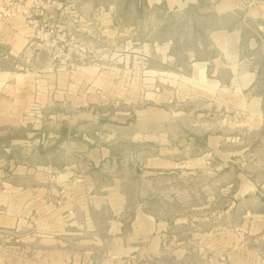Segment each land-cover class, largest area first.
<instances>
[{"label": "rangeland", "instance_id": "1", "mask_svg": "<svg viewBox=\"0 0 264 264\" xmlns=\"http://www.w3.org/2000/svg\"><path fill=\"white\" fill-rule=\"evenodd\" d=\"M232 1L233 11L230 0H51L46 8L32 0L0 16V144L5 133L47 136L56 130L51 115L80 117L85 107L48 106L54 85L68 80L84 85L74 97L90 96L97 117L82 122L88 141L72 142L110 149L122 180L137 182L142 195L153 180L152 210L175 223L193 206L178 203L184 181H197L184 195L195 197L197 216L186 229L187 244H196L185 262L172 251L119 254L105 235L90 264H264V17L255 12L264 0ZM109 21L115 27L103 26ZM151 164L165 174L142 175ZM122 191L126 199L100 211L101 232L115 218L130 230L135 188ZM35 233L2 232L0 245L17 249Z\"/></svg>", "mask_w": 264, "mask_h": 264}, {"label": "crops", "instance_id": "2", "mask_svg": "<svg viewBox=\"0 0 264 264\" xmlns=\"http://www.w3.org/2000/svg\"><path fill=\"white\" fill-rule=\"evenodd\" d=\"M174 1L146 0L149 5H170ZM235 7L236 3L230 0L228 9L233 11ZM249 11L251 13L254 10L251 8ZM255 12L256 16L264 17V5L256 7ZM104 25L115 27L113 21ZM64 74L68 76V73H60ZM61 82L51 90L48 106L85 107L86 110L79 113L80 117L73 120L65 114L51 115L56 130L47 136L44 133L37 136L40 132L27 134L23 138L15 134H3L7 136V142L0 144V237L2 232L11 230L22 231L25 235L27 226H33L37 233L30 239L32 242L27 244L24 238V243L14 250L0 245V264H90L93 253L104 250L105 241L102 237L105 235L115 242V250L119 254L129 252L131 258L138 260L172 251L176 253L179 263L185 262L187 253L196 244H187L186 229L195 226L197 216L195 197L186 198L184 195L190 191L195 193L192 189H196L197 181H184L183 195L177 196L178 203L185 207L187 204L193 206L188 211L184 208L183 212L178 213L175 223L164 212L152 210L151 205L158 197L154 192L153 180L145 181V194L142 195L137 182L131 184L122 180L124 166L116 163L110 149L72 142L88 141L87 130L82 122L87 121L88 127L90 121H95L97 117L90 110V96L83 94L74 97L76 88L83 87V84L68 80ZM66 124H70L72 129L67 128ZM46 137L50 141L48 149L44 143ZM27 138L33 141L30 143ZM214 140L213 137L208 138L212 147L215 146ZM26 150L30 151L28 158L23 155ZM47 151L49 154H45ZM161 168L151 164L139 170L142 175L153 177L156 173L165 174ZM178 168H185V165ZM195 168L194 165L193 172H190L194 177ZM180 171L185 172V169ZM129 186L135 188L134 194L128 196L129 202L136 205L130 230L126 231L123 223L115 218L109 220L106 229L101 232L100 211L107 203H120L126 199L122 190ZM163 198L173 200L167 196ZM71 209L74 215H69ZM47 220L48 224L45 222ZM198 236L194 229L188 231L192 241L195 242Z\"/></svg>", "mask_w": 264, "mask_h": 264}, {"label": "built area", "instance_id": "3", "mask_svg": "<svg viewBox=\"0 0 264 264\" xmlns=\"http://www.w3.org/2000/svg\"><path fill=\"white\" fill-rule=\"evenodd\" d=\"M32 1V0H4L2 4H0V16L1 15H5L8 10L7 8H9V6H14L17 5L16 2H20V3H25V6L31 7V5H29L28 3ZM34 1V0H33ZM51 0H37V5L41 6L42 8H46V3L50 2ZM54 3V8H56V10H61L62 9V4H57L55 2Z\"/></svg>", "mask_w": 264, "mask_h": 264}]
</instances>
